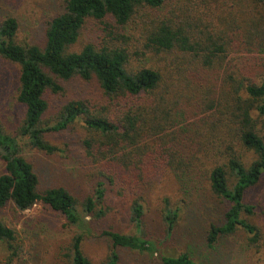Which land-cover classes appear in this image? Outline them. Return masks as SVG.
Returning <instances> with one entry per match:
<instances>
[{"label":"trees","instance_id":"trees-1","mask_svg":"<svg viewBox=\"0 0 264 264\" xmlns=\"http://www.w3.org/2000/svg\"><path fill=\"white\" fill-rule=\"evenodd\" d=\"M88 21L103 26L101 41L71 52ZM16 29L14 19L0 23V56L19 67L16 101L24 108L16 136L0 129V214L9 204L23 212L41 203L77 231L68 264H90L82 251L91 234L87 218L104 217L103 203L115 191L137 192L171 175L182 192L201 175L226 206L221 223L208 225L207 247L242 233L255 263L264 264V228L252 222L255 205L246 201L264 175V0H64L42 48L15 43ZM73 79L94 81L102 103L70 101L55 125L43 127L46 93ZM78 118L87 134L84 157L99 170L91 196L81 201L61 186L39 191L19 142L55 154L46 134ZM182 210L163 200L165 239ZM143 214L135 199L133 233L102 232L111 245L106 264H117L115 249L160 264H197L187 253L163 255L162 242L143 234ZM15 242L0 220V243L14 252Z\"/></svg>","mask_w":264,"mask_h":264},{"label":"rangeland","instance_id":"rangeland-1","mask_svg":"<svg viewBox=\"0 0 264 264\" xmlns=\"http://www.w3.org/2000/svg\"><path fill=\"white\" fill-rule=\"evenodd\" d=\"M64 0H0V23L14 19L17 29L15 43L42 48L47 23L63 10ZM103 26L88 21L81 31L78 43L70 51L78 52L88 43L101 41ZM237 55H231L235 62ZM18 65L0 56V129L10 136H16L24 115V108L16 101L18 90ZM62 91L45 95L48 109L42 117L43 127L56 124L61 107L70 101H81L93 108L101 104V93L94 81L84 82L73 79L61 82ZM82 120L65 129L47 133L45 139L56 146L59 152L46 155L28 147L20 139L21 155L29 162L38 176V190L50 187H64L78 200L91 196L98 177V165H91L85 159L81 143L86 138ZM3 165L0 162V174ZM160 178L150 188L137 192L121 193L106 199V214L99 220L90 221L91 234L82 243V251L90 264H106L111 245L103 231L132 234L129 221L130 204L138 199L144 207L142 223L146 239L162 242L159 251L165 256L187 253L197 264H256L242 233L223 238L212 247H207L208 225L220 224L226 209L224 203L209 191L204 177L198 175L180 189V184L171 175ZM169 206H183L181 215L172 231L165 239L161 217L163 200ZM246 201L255 205L256 215L252 222L264 228V175L257 187L251 189ZM1 222L14 231L16 236L14 252L0 243V264H68L71 240L77 234L75 227L65 219L44 207L35 204L29 210L19 212L11 204L0 214ZM13 252V254H11ZM117 264H160L135 251L115 249ZM9 258H11L9 262Z\"/></svg>","mask_w":264,"mask_h":264}]
</instances>
